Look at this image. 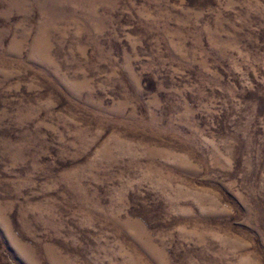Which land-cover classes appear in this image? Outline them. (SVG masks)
I'll use <instances>...</instances> for the list:
<instances>
[{
  "label": "rangeland",
  "instance_id": "obj_1",
  "mask_svg": "<svg viewBox=\"0 0 264 264\" xmlns=\"http://www.w3.org/2000/svg\"><path fill=\"white\" fill-rule=\"evenodd\" d=\"M0 264H264V0H0Z\"/></svg>",
  "mask_w": 264,
  "mask_h": 264
}]
</instances>
